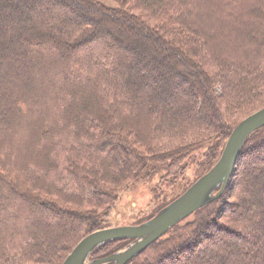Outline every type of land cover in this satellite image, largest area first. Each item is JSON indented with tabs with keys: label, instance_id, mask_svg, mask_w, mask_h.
Segmentation results:
<instances>
[{
	"label": "trees",
	"instance_id": "obj_1",
	"mask_svg": "<svg viewBox=\"0 0 264 264\" xmlns=\"http://www.w3.org/2000/svg\"><path fill=\"white\" fill-rule=\"evenodd\" d=\"M115 1L110 8L97 0H0V264H61L81 238L104 228L117 185L157 164L180 175L195 148L225 142L264 106V0ZM107 22L135 43L152 42L157 56L123 50ZM167 56L175 66L162 63ZM180 62L187 67L177 70ZM143 64L162 77L149 107L136 106L153 89V78L138 71ZM207 154L210 169L219 155ZM260 159L264 125L245 139L219 196L124 264H168L197 236L217 245L215 231L240 243L246 232L264 233V166L256 174L251 163ZM247 203L262 218L255 210L244 215ZM55 220L69 230L47 238ZM131 241L105 242L88 259ZM219 251L210 264H253L251 257L264 264V238Z\"/></svg>",
	"mask_w": 264,
	"mask_h": 264
},
{
	"label": "rangeland",
	"instance_id": "obj_2",
	"mask_svg": "<svg viewBox=\"0 0 264 264\" xmlns=\"http://www.w3.org/2000/svg\"><path fill=\"white\" fill-rule=\"evenodd\" d=\"M102 3L106 7L114 8L118 7V3L115 0H97ZM212 6V4L210 5ZM257 8V5L255 6ZM135 13H139L135 11ZM94 14V13H93ZM95 15V14H94ZM208 21L212 22V18L209 17ZM150 24H153V21H150ZM210 29L213 28V25L210 24ZM255 26V24H253ZM106 28L109 32H112L113 35L117 36L120 39L121 48L126 51H131L133 55H144L147 56H157V48L153 45L152 42L141 39L140 42L135 43L131 41L129 36H125L119 29V27L111 22L106 23ZM31 32V31H30ZM212 31H210L211 33ZM26 35V34H25ZM223 34L218 32V37L221 38ZM247 46L246 43L236 44L230 51L231 55H237L240 47ZM228 47V45L226 46ZM225 50V49H224ZM223 50V51H224ZM222 51V52H223ZM227 51V50H226ZM130 56V54H129ZM132 56V55H131ZM117 58H119L117 56ZM161 59V58H160ZM161 61V60H159ZM175 58L172 57H164V64H174ZM176 64H174L175 66ZM181 65L186 66L184 62L178 63L176 69H181ZM187 67V66H186ZM138 71L141 74L148 75L151 79L153 78V84L150 92L145 95H141L140 104L138 103L136 106L138 107H149L150 105V95L153 93L155 89L162 86V77L156 75L152 68H149L148 65L143 64L138 68ZM189 80L192 82V85L197 89L198 84L195 80V77L189 75ZM176 99H171L172 103H176L177 99L179 101V96H176ZM180 102V101H179ZM261 104V103H260ZM257 105V104H256ZM1 112V106H0ZM215 140L205 141L199 147L195 148L186 158L182 161L181 166H183V171L180 175L174 176L169 175L167 170L163 165H153V168L149 171L147 176H138L135 178H131L129 180L124 181L123 183L117 185L114 190L116 192V199L112 205V207H108L104 210L105 214L103 216V224L104 228L111 227H121V226H129V225H139L148 219L155 216L160 210H162L166 205L179 197L185 190H187L194 182H196L201 176L207 172V166L209 165L212 156H208V151L212 148L215 153L220 156L221 148L224 146L225 142L222 141L220 144L216 145ZM139 150H143L142 147H138ZM218 156V158H219ZM217 161V159H216ZM119 161L116 160L115 164H118ZM215 163V162H214ZM255 166V172L258 173L259 168L264 166V159L254 160L251 162ZM209 170V169H208ZM263 174V173H262ZM262 176V175H259ZM258 178L262 179L261 177ZM256 182L253 181L252 178L245 180V186L249 190V192H253V187ZM217 189L213 190L209 196L215 194ZM260 197H264V193L258 191ZM228 199V198H225ZM245 214L252 215L254 210L257 213L256 209H253L250 204H245ZM74 209H86V207H68ZM259 217L262 218V213H257ZM261 214V216H260ZM253 216V215H252ZM40 217V215H37ZM35 217V218H37ZM193 215L187 216L184 220L179 222V225H183L186 222L192 221ZM62 220V219H61ZM223 221V220H222ZM221 221V222H222ZM51 229L46 228V237H56L58 232H68V227H60L59 221L55 220L50 222ZM65 229V230H64ZM64 230V231H63ZM67 230V231H66ZM205 231H208L207 229ZM167 232V231H166ZM166 232L162 237H166ZM215 234L212 236V239L217 240V245L211 242V238H206L202 236H197V240L193 249L191 251L187 250L178 255V258L170 259L168 264H210L212 262V258L216 259L219 256V247L225 245L227 247H239V249L244 250L246 245L255 242V239L264 238V233L256 234V238L251 236L250 232H246L247 240L244 242H236L237 240H232L231 237L227 234H220L219 232H214ZM255 238V239H254ZM77 244V243H76ZM75 244V245H76ZM130 244V242L128 243ZM125 245L122 248L118 249L116 252H123L125 249L129 247V245ZM221 244V245H220ZM74 245V246H75ZM206 246L207 251H201V249ZM97 248V247H96ZM73 249V248H72ZM71 249V250H72ZM95 249V248H94ZM93 249V250H94ZM148 249V248H147ZM146 255L152 256L153 252L150 250L146 251ZM67 256V255H66ZM65 256V257H66ZM64 260V258H63ZM263 261V258H255L251 257V262L256 264L257 261ZM90 261L88 258L85 259L84 263ZM63 262V261H62ZM109 263V262H107ZM114 264V262L112 261ZM62 264V263H61ZM106 264V263H105ZM231 264V263H228Z\"/></svg>",
	"mask_w": 264,
	"mask_h": 264
},
{
	"label": "water",
	"instance_id": "obj_3",
	"mask_svg": "<svg viewBox=\"0 0 264 264\" xmlns=\"http://www.w3.org/2000/svg\"><path fill=\"white\" fill-rule=\"evenodd\" d=\"M264 125V106L244 117L230 132L214 165L179 197L139 225L101 228L81 238L62 264H124L163 235L170 227L219 196L225 189L240 149L249 134ZM217 189L214 195L210 193ZM119 238L132 239L122 253L116 252L84 263L99 245Z\"/></svg>",
	"mask_w": 264,
	"mask_h": 264
}]
</instances>
